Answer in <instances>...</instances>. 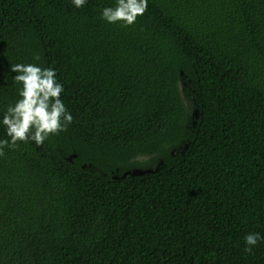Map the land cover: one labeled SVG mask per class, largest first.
<instances>
[{
	"label": "trees",
	"instance_id": "1",
	"mask_svg": "<svg viewBox=\"0 0 264 264\" xmlns=\"http://www.w3.org/2000/svg\"><path fill=\"white\" fill-rule=\"evenodd\" d=\"M115 4L0 0V140L17 63L73 116L0 156V264H264V0Z\"/></svg>",
	"mask_w": 264,
	"mask_h": 264
},
{
	"label": "clouds",
	"instance_id": "2",
	"mask_svg": "<svg viewBox=\"0 0 264 264\" xmlns=\"http://www.w3.org/2000/svg\"><path fill=\"white\" fill-rule=\"evenodd\" d=\"M74 7L82 8L86 0H72ZM148 9V0H116L115 6L105 7L101 18L108 23L122 22L123 26L133 25L137 18ZM39 61L40 57H34ZM15 83L21 85L18 99L3 113L2 124L9 139L0 140V156L4 149H15L19 143L35 142L43 145L50 135L66 131L73 121L72 114L61 99L63 85L57 81L56 71L42 68L37 64L17 63L11 65ZM264 237L259 233H249L244 237L245 249L251 253L253 247Z\"/></svg>",
	"mask_w": 264,
	"mask_h": 264
},
{
	"label": "water",
	"instance_id": "3",
	"mask_svg": "<svg viewBox=\"0 0 264 264\" xmlns=\"http://www.w3.org/2000/svg\"><path fill=\"white\" fill-rule=\"evenodd\" d=\"M190 111V110H189ZM191 116L192 118H198L199 116V111L197 108L191 110ZM196 122L193 120V124H195ZM75 156V155H74ZM73 156V157H74ZM68 160H71V158H68ZM152 170L151 169H148V170H141V169H134V170H131V171H127L123 177H126L127 175H131V176H142L146 173H151ZM114 178H117V177H114Z\"/></svg>",
	"mask_w": 264,
	"mask_h": 264
},
{
	"label": "rangeland",
	"instance_id": "4",
	"mask_svg": "<svg viewBox=\"0 0 264 264\" xmlns=\"http://www.w3.org/2000/svg\"><path fill=\"white\" fill-rule=\"evenodd\" d=\"M186 105H188L189 109L192 110V105H191V102H190V101H187V100H186ZM149 159H151V158H150V157H146V158H142L141 160L144 161V160H149ZM141 160L139 159V160H137V161H138V162H141ZM145 164H146V165H142V167L147 166L148 163H145Z\"/></svg>",
	"mask_w": 264,
	"mask_h": 264
}]
</instances>
